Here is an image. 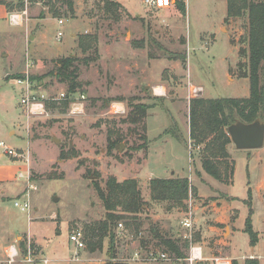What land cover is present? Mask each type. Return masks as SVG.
Instances as JSON below:
<instances>
[{"label": "rangeland", "instance_id": "rangeland-1", "mask_svg": "<svg viewBox=\"0 0 264 264\" xmlns=\"http://www.w3.org/2000/svg\"><path fill=\"white\" fill-rule=\"evenodd\" d=\"M28 1L23 10L24 18H37L40 11L44 17L37 20L38 33L35 29L29 30L32 37H25L23 53L20 52L17 28L11 27L0 34V42L6 44L2 52L10 51L7 57L0 56V69L6 78L0 82L6 85L8 104L7 110L2 104L0 106V142L19 154L17 157L8 155L0 145V165L9 167L5 178L13 176V180L1 183L6 192L0 196V218L5 222L1 229L3 234L12 231L20 236L19 239L15 235L11 237L10 244H16L18 249L14 261H8L5 248L0 250V264H41L44 260L47 264L118 261L128 264H187L184 260L175 263L148 260L144 253L163 249L157 245L152 227L166 238L187 240L185 237L189 235V231L179 223L185 217L187 199L184 200L185 208L174 207L169 212L166 202L150 199L149 180L153 177L187 178L189 175L194 187L191 193L193 243L204 247L206 256L210 258L215 255L213 257L228 259V255L254 252L260 264H264V250L263 254L261 251L264 237L260 239L264 229V190L261 198L256 193V186L264 180V144L257 149H239L231 142L229 154L235 163L233 183L224 187L214 186L244 201L234 204L238 214L235 209L226 212L221 208L220 211L230 220L216 223L212 216L213 206H223L228 201L223 198L224 193L211 186L209 180L213 178L201 169L198 161L199 147L190 142L184 129V124L189 127L186 97L189 82L203 88L202 93L194 97L244 98L249 95V80L241 76L247 71V57L239 55L240 48L247 49V13L226 21L227 0H183L185 16L177 10L175 0L164 9L148 8L142 0H111L119 5L117 9L113 6L106 8L108 0H72L73 10L69 14L65 5L51 0L60 13H67L66 17H52L48 0ZM21 12H8V16L20 15ZM60 19L61 24L58 22ZM58 32L62 33L59 38ZM38 34L41 44L34 50L30 46L26 49L25 43H32ZM84 34L97 35L95 48L86 53L78 46V40ZM138 41H142L141 49L135 47ZM142 49L153 61L145 74L140 69L141 65L139 68L132 65L134 62L140 64ZM133 51L137 54L134 60ZM179 54H185L184 63L174 59ZM70 55L79 59L78 80L85 92H77L74 96H84V99H78L83 105L82 111L70 113L71 103L63 110L44 106V114H31L27 119L26 110L20 103L25 92L23 94L20 90L22 85L15 84L17 77L21 78L28 70L33 96L40 102L51 103L52 98L66 92V84L48 72L56 69L60 59ZM87 56L93 58L88 65L80 62ZM173 60L178 64L172 69L170 62ZM239 62L244 64L242 69L238 67ZM31 76L36 78L33 80ZM159 82L167 84V94L155 99L149 84L154 86ZM131 96L153 107L161 106L157 111L159 116L153 115L156 111L150 116L147 113L144 128L120 122L130 110L126 99ZM106 100L111 102L107 104ZM116 102L123 103V112L114 113L118 105H112ZM11 119H14L13 123ZM113 126L122 134L123 140L108 153L107 129ZM168 127L172 131L177 128L173 134L178 133L186 141H178L165 133ZM52 137L58 139L59 144ZM70 150L74 152L73 156L67 159L60 157L62 152ZM172 171L175 175L171 174ZM109 177L118 182L135 178L146 202V208L137 216L134 225L132 220L128 221L130 228L120 221L124 230L115 236V257L112 259L108 238L103 240L101 251L93 253L86 248L75 249L69 242L72 231L82 230L86 223L104 217L105 210L95 184L104 189ZM28 192L30 219L26 212L14 205L16 201H24ZM249 195L251 223L258 236L252 249L244 232L245 220L249 216ZM203 217L204 221L201 220ZM233 222L243 231H239L231 247L234 250H230L229 233L224 234V230L227 225L232 228ZM209 224L218 230L215 233L210 231ZM137 252L139 259L133 260ZM246 259L248 257L236 258L235 262L244 264Z\"/></svg>", "mask_w": 264, "mask_h": 264}, {"label": "trees", "instance_id": "trees-1", "mask_svg": "<svg viewBox=\"0 0 264 264\" xmlns=\"http://www.w3.org/2000/svg\"><path fill=\"white\" fill-rule=\"evenodd\" d=\"M48 0L49 10L52 17H66L67 13H60L55 2ZM65 5L69 14H72V0H55ZM30 2V0L28 1ZM106 8L113 6L117 9L119 6L116 2L107 1ZM0 5H4L8 12H21L25 8V0H0ZM174 5L177 10L185 16L186 5L183 0H175ZM247 13L248 16V33H247V49H239L240 56L247 57V71L243 72L242 77L249 80V95L244 98H206L192 97L189 100V139L193 145L199 147L198 161L201 169L211 178L223 184H231L234 175V160L228 152V145L231 143L227 133V127L236 122L242 121L251 123L256 119H264V0H227L226 21L236 18ZM39 17L43 18V11H40ZM97 42L96 34H84L78 40V46L83 53L95 48ZM136 43V42H135ZM142 41H138L135 47H141ZM92 57H85L80 62L88 65ZM174 59L185 62V54L176 55ZM79 59L75 56L62 58L58 62V66L48 75H55L59 82L66 84L65 97L51 103L44 102L46 108L65 109L72 102L75 93H84L82 83L78 80ZM238 67L242 69L244 64L238 63ZM22 76L21 78H23ZM34 76L31 79L34 80ZM118 101H124L117 98ZM111 100H106L109 104ZM130 108L125 118L120 122L130 123L132 125H140L145 127V117L147 111L153 106L144 102H139L136 97L131 96L126 99ZM176 127V126H175ZM168 127L165 133L171 134L178 141H186L185 138L178 133L177 128ZM146 140V136L142 135ZM123 140L122 134L115 130L114 126L107 129V148L108 153ZM74 155L73 151L61 153L62 159L70 158ZM98 197L101 200L104 217L101 220L86 223L83 227V240L85 248L93 253L101 251L103 240L109 239L108 250L110 259L115 257V229L120 221L124 222L126 228H130L128 221L132 220L133 225L137 220V216L146 208V202L142 199L141 192L138 188V182L135 178L124 179L118 182L114 177H109L105 183V188H101L95 184ZM189 184L187 178L169 177L160 178L153 177L149 180L150 199L152 201H163L167 203V209L185 208L184 200L188 197ZM194 187H191V192ZM249 216L245 220L244 232L249 237V244L254 246L258 241L257 232L253 230L251 223V195L248 196ZM125 228V229H126ZM137 231V224L135 227ZM157 245L163 247L162 252H166L174 258L183 260L186 257L185 249L188 248V241L181 238L171 239L161 236L154 227L151 228ZM128 234L127 229L125 230ZM138 232V231H137ZM135 232L134 234H137ZM137 237V236H136ZM142 243L144 241L141 240ZM105 264H128L126 262H108ZM182 264V263H181ZM184 264V263H183ZM231 264H237L232 260ZM244 264H260L256 258H248Z\"/></svg>", "mask_w": 264, "mask_h": 264}, {"label": "crops", "instance_id": "crops-1", "mask_svg": "<svg viewBox=\"0 0 264 264\" xmlns=\"http://www.w3.org/2000/svg\"><path fill=\"white\" fill-rule=\"evenodd\" d=\"M173 1V0H172ZM30 3H32V1H30ZM9 13L7 12V10H6V8L4 7V5H0V34L2 33H5V32H7V30L8 29H10L11 27H14V28H17L18 30H17V32L20 34V52H22L23 53V42H24V40H25V37L26 36H30V37H32V35L31 34H29L30 33V29H35V31H37V33H38V21H39V19H41V18H39V17H33V16H29V17H25L24 18V15H25V11H22L21 12V14H20V21H21V23L20 24H13V23H11L8 19H9ZM8 18V19H7ZM7 20V21H6ZM38 20V21H37ZM43 20V19H42ZM40 32V31H39ZM12 33V32H11ZM1 36V35H0ZM0 41H1V38H0ZM30 42H32V41H30ZM41 44V40L39 39V34L36 36L35 35V39H34V41L32 42V43H30L29 44V42H26L25 43V48L27 49V47H31L32 48V50H34L36 47H38L39 45ZM6 46V44H2L1 42H0V56L1 57H7L8 56V52H10V51H7L6 50V52H2V51H4V47ZM142 47V46H141ZM141 47H139L140 49H141ZM9 50V49H8ZM22 53L20 54V57L22 56ZM141 55H143V58H142V60L141 59H139V58H136V59H138V60H141V62H140V64H139V62H134L132 65H133V67H135V68H139V65H141L140 66V69H141V71H142V73L143 74H145L146 72H148V70L150 69V67L153 65V61L151 60V59H149L150 57V55L147 57V54H145V49H142L141 50ZM137 54H135V52L133 51V54H132V56H133V58H132V60H134L135 59V56H136ZM8 59L10 60L11 59V56H9L8 57ZM7 59V60H8ZM32 62H33V60H31ZM155 61V60H154ZM171 64H170V66L172 67V69H173V67H175L177 64H178V62H177V60H173V61H171L170 62ZM33 64V63H32ZM28 65H29V63H28ZM4 78V75H3V70H1L0 69V79H3ZM4 79H6V78H4ZM13 80H14V78H12ZM17 79H18V77H17ZM15 84L17 85H22V88H20V90L23 92V94H24V92H25V89H24V84L23 83H16L15 82ZM6 85H4V83H2V82H0V106H1V104H2V106H4V108H5V110H7V108H8V104H7V100H6V98H7V91H6V87H5ZM149 86H152L151 87V90H152V95L154 96V98L155 99H157V98H163V97H166V94H167V84L166 83H164V82H159L157 85H152V84H149ZM155 86H159L158 88L160 89L159 90V92H156V90L154 89L155 88ZM157 88V87H156ZM31 92H32V90H31ZM23 96V95H22ZM206 97H208V96H206ZM165 99V98H164ZM189 102V101H188ZM116 105H118V107H116ZM112 106H115L117 109H119V108H121V109H123V103H121V102H116L114 105H112ZM158 108H161V106H155V107H152L151 109H149V111L147 112L148 113V115L150 116L151 115V112H153V111H156V112H154L153 113V115H156V116H159V113L157 114V111H160V110H158ZM188 109H189V103H188ZM189 111V110H188ZM189 113V112H188ZM189 116V115H188ZM175 118V117H174ZM175 119H177V116H176V118ZM14 119H11V123H13L14 121H13ZM181 120V119H180ZM185 124H184V129H185V133H186V136H187V138L189 137V127H187L186 126V128H185ZM230 146H231V143L228 145V147H227V149H228V152L230 151ZM230 153V152H229ZM8 171H9V167L8 166H6V165H0V185H1V188H0V196H3L4 194L3 193H6L5 191H4V189H3V187H2V182H5V181H10V180H13V179H11L13 176H10V177H8V178H5V176H7L8 175ZM171 174H174L175 175V173H174V171H172L171 172ZM170 176V175H169ZM234 176V175H233ZM175 177H181V176H175ZM210 181V183H211V186H214V185H217V186H219V187H224V186H226L227 184H223V183H220V182H218L217 180H215V179H211V180H209ZM2 183V184H1ZM232 183H233V180H232ZM231 183V184H232ZM231 184H228L227 186H230ZM217 186H214V189H216V190H219L220 192H222V193H224L225 194V196L223 197L224 199H225V201H228V202H226V204H224L223 206H218V205H215V206H213V208H212V211H213V213H212V216H213V218H214V221H216V223H219V222H222V223H227L230 219H226V217L224 216V212L222 211H220V209L222 208L224 211H226V212H229L231 209H235V210H237V214H238V209H236V207L234 206V204L236 203V202H242V201H244V200H242V199H240V198H238V197H235V196H233V195H231V194H229V192L228 191H225L224 189L223 190H221L220 188H217ZM264 190V180H262V181H260L259 183H258V185L256 186V193H257V197L259 196L260 198H261V191H263ZM263 198V197H262ZM2 199V198H1ZM223 199V200H224ZM171 210H169V212H170ZM178 212V211H177ZM204 219V217L201 219V220H203ZM197 220L199 221V219L197 218L196 219V222H197ZM204 221V220H203ZM200 222V221H199ZM199 222H197L198 224H199ZM235 222V221H234ZM234 222L233 223H231V225H232V228H229V225H227L226 226V228H225V232H224V234L225 233H229V236H228V239H229V241H228V245H229V249L230 250H234V248H231L232 247V245L234 244V239L235 238H237L238 237V233H239V231L241 232V231H243V228H239V227H237L235 224H234ZM5 224V222H4V220L3 219H1L0 218V250L1 249H5L6 248V256H7V254L9 253V251H10V248L11 247H15L16 249H17V246H16V244H10V242H11V237L12 236H14L16 239H19L20 238V236L19 235H17V234H15V233H13L12 231H10L9 233H6V234H3V232H2V229H1V227H2V225H4ZM235 225V226H234ZM209 226V229H210V231H213L214 233H215V231H217L218 229H216L215 227H213V225H208ZM234 227V228H233ZM207 233H209V232H207ZM264 237V229H263V231H262V233H261V236H260V239L261 238H263ZM264 240V239H263ZM198 246H199V244H198ZM251 246V245H250ZM201 247V250H202V253H203V255H204V257L205 258H207V259H210V257H208V256H206V253L204 252V250H203V248L204 247H202V246H200ZM254 246H251V248L250 249H252ZM205 249V248H204ZM263 250H264V243H263V246H262V254H263ZM17 253H18V249H17ZM213 256H215V255H213ZM212 256V257H213ZM251 256H253L254 258H258V255L257 254H255L254 252H250V253H248V254H244V255H235V256H231V255H228L227 256V258H228V260H235L236 258L237 259H242V258H245V257H248V258H250ZM264 257V256H263ZM230 258V259H229ZM131 264V263H130ZM211 264V263H210Z\"/></svg>", "mask_w": 264, "mask_h": 264}, {"label": "built area", "instance_id": "built-area-1", "mask_svg": "<svg viewBox=\"0 0 264 264\" xmlns=\"http://www.w3.org/2000/svg\"><path fill=\"white\" fill-rule=\"evenodd\" d=\"M26 2V0H25ZM142 2L145 4L146 7L148 8H154V9H164L169 7L172 4V0H142ZM10 18V22L13 24H20V15L19 14H11L9 16ZM59 24L63 23L62 20H58ZM60 36H62L61 32H58V36L57 38H59ZM26 67L28 68V64L26 65ZM17 83H23L25 86V95L23 98L20 99V103L22 104V106L25 108L27 116L29 119V116L31 114L33 115H42L44 114V101L40 102L38 101L32 94V92L30 91V79L28 76V70L25 71V75L23 78H18L16 79ZM189 85V93L187 94V100L189 101L192 97H194L195 95H198L199 93H202L203 88L200 86H194L192 83H188ZM65 97V93H60V97H55L52 98V101H58L61 100ZM77 97H73L72 102H71V111L70 113H76V112H81L82 111V107L83 105L81 103L78 102V99H84L83 95H80ZM114 105V104H113ZM123 112V109L119 108L117 110H114V113H121ZM0 145L3 146V148L5 149V152L8 155H11L13 157H17L19 156V154L17 153L16 150L9 148L8 146H6L4 143L0 142ZM187 181L189 184V190H188V197H187V209H186V214L185 217L183 219L180 220V225L181 227L186 230L189 231V235L186 236L185 238L188 241V250H187V255L186 257L183 259L187 264H231L232 260H228L226 258H222V257H212L210 259H207L204 257L201 247L198 246L197 244L193 243L192 238H191V231L193 230L194 227V210H193V205H192V196H191V177L190 175L187 177ZM30 187V186H29ZM32 188V187H30ZM15 206L19 207L21 211L26 212L28 219H30V212H31V206H30V201H29V192L26 193V197L24 199V201L22 202H15L14 203ZM116 234L121 233L124 229H123V225L122 223H118L117 227H116ZM69 242H71V244L75 247V249H85V242L83 240V233L81 230L77 229L72 231L69 234ZM199 248L201 250L200 254L204 257V259H195L190 261V257H192L194 255L195 249ZM145 257L148 260H152V261H171L173 263H175L176 261H180V259L174 258L173 256L169 255L166 252H162V251H146L145 253ZM15 256H10L9 253L7 254L8 257V261L9 262H13ZM250 258H254L253 256H251ZM139 256H138V252L134 254L133 256V260H138ZM41 264H47V260H44L43 263Z\"/></svg>", "mask_w": 264, "mask_h": 264}, {"label": "water", "instance_id": "water-1", "mask_svg": "<svg viewBox=\"0 0 264 264\" xmlns=\"http://www.w3.org/2000/svg\"><path fill=\"white\" fill-rule=\"evenodd\" d=\"M227 133L231 142L239 149L261 148L264 144V120L256 119L251 123L236 121L227 127ZM52 140L59 144L55 137H52ZM54 200L57 201V198Z\"/></svg>", "mask_w": 264, "mask_h": 264}, {"label": "clouds", "instance_id": "clouds-1", "mask_svg": "<svg viewBox=\"0 0 264 264\" xmlns=\"http://www.w3.org/2000/svg\"><path fill=\"white\" fill-rule=\"evenodd\" d=\"M201 250L199 248L195 249L194 255L190 257V261L195 260V259H204V257L200 254ZM17 249L13 246L10 248L9 255L10 256H15L17 255Z\"/></svg>", "mask_w": 264, "mask_h": 264}, {"label": "bare ground", "instance_id": "bare-ground-1", "mask_svg": "<svg viewBox=\"0 0 264 264\" xmlns=\"http://www.w3.org/2000/svg\"><path fill=\"white\" fill-rule=\"evenodd\" d=\"M154 89L156 90V92H159V90H160L158 87H157V88L155 87ZM116 110H117V109H116Z\"/></svg>", "mask_w": 264, "mask_h": 264}]
</instances>
